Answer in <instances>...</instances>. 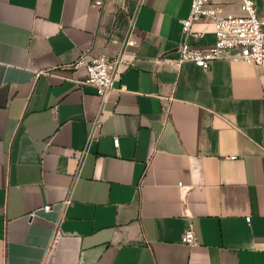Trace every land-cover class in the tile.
I'll return each instance as SVG.
<instances>
[{
    "label": "crops",
    "instance_id": "0c3cea01",
    "mask_svg": "<svg viewBox=\"0 0 264 264\" xmlns=\"http://www.w3.org/2000/svg\"><path fill=\"white\" fill-rule=\"evenodd\" d=\"M94 1L0 0V264H264V62L173 63L190 0ZM82 52L124 59L103 102Z\"/></svg>",
    "mask_w": 264,
    "mask_h": 264
},
{
    "label": "built area",
    "instance_id": "2783aa9c",
    "mask_svg": "<svg viewBox=\"0 0 264 264\" xmlns=\"http://www.w3.org/2000/svg\"><path fill=\"white\" fill-rule=\"evenodd\" d=\"M101 0H95L94 5L99 6ZM240 13H222L220 6L213 0H190V8L185 18L180 20V29L182 40L178 46V56L173 63L179 65L184 61H191L203 69H208L213 60L219 58L226 51H235L233 59H240L251 62L255 65L264 62V18H262L255 6L254 0H239ZM133 18L130 17V22ZM208 21L212 24L214 41L204 46L196 47L187 41V36L192 33V26L196 22ZM124 61L121 55L108 57L105 54H99L94 57H87L82 52L73 63L72 68L79 66L85 67V76L76 79L78 84H87L95 89L96 95L105 101L111 91L115 89V80L120 64ZM44 71H36V73ZM264 93V84L261 86ZM164 111L168 109V97H161ZM100 125V118L96 117L92 121V127ZM91 139L89 133L86 137V143ZM114 147L118 146V138L113 137ZM85 152V147L77 151V158L80 161ZM180 188H184L178 183ZM70 199H65L61 205L69 203ZM50 204L42 206L44 211L50 209ZM35 211H31L28 216H34ZM249 220V217H246ZM59 221L53 222L52 226V243L59 236ZM180 241L193 245L196 243L195 234L191 225L186 228L181 236Z\"/></svg>",
    "mask_w": 264,
    "mask_h": 264
}]
</instances>
